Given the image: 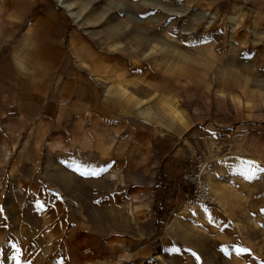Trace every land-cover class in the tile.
<instances>
[{
    "label": "rangeland",
    "instance_id": "rangeland-1",
    "mask_svg": "<svg viewBox=\"0 0 264 264\" xmlns=\"http://www.w3.org/2000/svg\"><path fill=\"white\" fill-rule=\"evenodd\" d=\"M63 1L78 18L0 0V264H264V29L242 0ZM200 153L220 208L182 211Z\"/></svg>",
    "mask_w": 264,
    "mask_h": 264
},
{
    "label": "built area",
    "instance_id": "built-area-1",
    "mask_svg": "<svg viewBox=\"0 0 264 264\" xmlns=\"http://www.w3.org/2000/svg\"><path fill=\"white\" fill-rule=\"evenodd\" d=\"M213 173L215 162L202 153L197 154L193 165L182 174V182L186 186L181 203L182 211L191 212L199 207L211 210L220 208L210 182Z\"/></svg>",
    "mask_w": 264,
    "mask_h": 264
},
{
    "label": "crops",
    "instance_id": "crops-1",
    "mask_svg": "<svg viewBox=\"0 0 264 264\" xmlns=\"http://www.w3.org/2000/svg\"><path fill=\"white\" fill-rule=\"evenodd\" d=\"M236 1L237 0H225L224 3L221 4L220 8H222V6L230 5L231 11H232L234 9L233 8L234 5L237 4ZM239 5H241V6H243V7H245L247 9V10H243L242 13L248 14V15L252 14L253 15L252 21L254 23H256L257 25H259L258 27H261L262 29H264V0H242L239 3ZM206 15L211 16V13L208 12ZM130 20L131 19H129V21ZM128 29L132 30V27H131L130 24H129V28ZM139 40H140V38H139ZM77 50H78V48H77ZM100 66L98 65L97 68H95L94 71L93 70H88V71L99 75L100 74V69H101ZM87 85H89L91 87H95L96 86L94 82H89V83H87ZM80 86H83V85L80 84ZM246 159H248V158H246ZM251 160L252 161H256L255 159H251ZM82 165L85 167L86 163H82ZM111 177H112V180H116L117 179V175L116 174H112ZM216 179H218V176H216V172H215L210 177V182L212 183V185H213V183H215ZM214 189H215V192H217L220 197H223L222 196V192L220 190H218L216 187H214Z\"/></svg>",
    "mask_w": 264,
    "mask_h": 264
},
{
    "label": "bare ground",
    "instance_id": "bare-ground-1",
    "mask_svg": "<svg viewBox=\"0 0 264 264\" xmlns=\"http://www.w3.org/2000/svg\"><path fill=\"white\" fill-rule=\"evenodd\" d=\"M57 1H59L61 4H62V7H64L65 9H67L68 11H69V13H70V15L72 16V17H74V18H78V16H77V14H76V12H75V10H74V8H73V5L71 4V3H69V2H65V1H63V0H57ZM212 186V185H211ZM212 190H213V193H214V187L212 186ZM215 194V193H214ZM216 195V194H215ZM217 197V196H216ZM218 199V198H217Z\"/></svg>",
    "mask_w": 264,
    "mask_h": 264
},
{
    "label": "snow or ice",
    "instance_id": "snow-or-ice-1",
    "mask_svg": "<svg viewBox=\"0 0 264 264\" xmlns=\"http://www.w3.org/2000/svg\"><path fill=\"white\" fill-rule=\"evenodd\" d=\"M261 171H264V169H261ZM98 173L96 172H88V171H83L81 172V175H84V176H89V175H97ZM237 252H247L248 250L247 249H236ZM195 255V254H193ZM197 259H199V257H196Z\"/></svg>",
    "mask_w": 264,
    "mask_h": 264
}]
</instances>
